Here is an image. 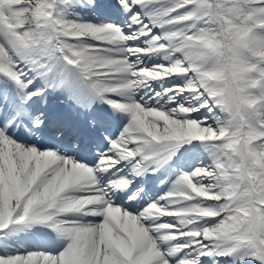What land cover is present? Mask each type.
Here are the masks:
<instances>
[{"label": "snow or ice", "instance_id": "6c2138e0", "mask_svg": "<svg viewBox=\"0 0 264 264\" xmlns=\"http://www.w3.org/2000/svg\"><path fill=\"white\" fill-rule=\"evenodd\" d=\"M0 264H264V0H0Z\"/></svg>", "mask_w": 264, "mask_h": 264}]
</instances>
